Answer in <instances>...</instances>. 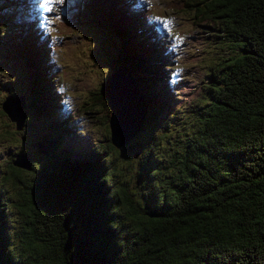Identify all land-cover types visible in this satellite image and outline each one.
<instances>
[{"label":"trees","instance_id":"1","mask_svg":"<svg viewBox=\"0 0 264 264\" xmlns=\"http://www.w3.org/2000/svg\"><path fill=\"white\" fill-rule=\"evenodd\" d=\"M193 6L216 21L233 47L216 70L212 92L201 96L198 127L169 158L146 165L159 157L158 137L144 130L148 115L135 137L142 135L146 147L133 152L132 141L120 150L111 144L108 124V138L87 151L65 142L73 129L51 135L61 126L41 62L48 51L31 38L27 51L22 45L33 70L34 111L50 118L42 141L48 154L31 168L32 181L12 161L0 176V264H264V0H196ZM128 13L122 0H111L96 17L118 41L121 60L112 71L130 70L147 111L153 101L169 111L163 65L152 59L166 51L139 28L143 12ZM94 99L108 121L106 94L101 89ZM4 180L29 188L18 254L10 244ZM130 184L143 191L131 192Z\"/></svg>","mask_w":264,"mask_h":264},{"label":"rangeland","instance_id":"2","mask_svg":"<svg viewBox=\"0 0 264 264\" xmlns=\"http://www.w3.org/2000/svg\"><path fill=\"white\" fill-rule=\"evenodd\" d=\"M109 1L52 0L51 11L46 16L40 6L44 0H0V176L6 174L8 163L17 154H25L32 169L46 162V156L37 153V148L45 141L50 118L47 111H40L41 115L34 111L33 70L28 68L24 53L29 45L26 43L22 51L19 43L30 20H33V28L26 37L42 43L43 54L48 51L41 61L48 80L46 87L54 103L52 111L61 109L55 114L61 127L51 135L56 130L67 133L73 129L74 133L65 142L78 145L82 151L90 150L108 138L105 108L94 97L121 60L116 37L96 21ZM124 1L128 5V15L148 7V11L145 10L148 20L145 18L146 22L140 28L150 39L158 35L168 48L166 55L157 51L152 56L153 60L162 62L159 72L163 74L162 83L164 91L169 93L171 109L168 111L159 106L160 102L150 104L146 115L152 120L144 130L151 134L150 137H158L155 152L159 157L147 160L146 165L153 160L169 158L170 151L184 139L183 136L198 127L202 117L201 96L207 91L212 92L216 70H220L233 44L224 33L216 30V21L196 12L193 6L196 0ZM158 11L163 12L162 15ZM60 14L65 16L69 26L54 23ZM165 22H168L167 26ZM9 94L24 97L26 121L22 130H17L16 123L1 109ZM141 136L134 138L128 147L132 152L146 147L147 142L141 140ZM137 164L135 162V166ZM32 169L27 171L31 181L34 178ZM135 177L140 180L138 175ZM163 181L160 183L162 191L165 189ZM28 189L20 183L3 182L10 212V244L16 254L22 249L25 234L27 213L23 207ZM130 191L136 192L131 184ZM140 191L143 188L137 189Z\"/></svg>","mask_w":264,"mask_h":264},{"label":"water","instance_id":"3","mask_svg":"<svg viewBox=\"0 0 264 264\" xmlns=\"http://www.w3.org/2000/svg\"><path fill=\"white\" fill-rule=\"evenodd\" d=\"M102 88L110 109L109 140L115 148L120 150L139 133L144 125L146 116L144 96L136 88L134 78L127 67L117 68L102 84ZM1 107L10 120L16 123V129L21 130L26 120L24 98L7 96ZM37 152L48 154L42 143L38 146ZM137 155L138 153L134 154V157L136 158ZM12 164L24 170L31 169L27 156L22 153L14 157Z\"/></svg>","mask_w":264,"mask_h":264},{"label":"snow or ice","instance_id":"4","mask_svg":"<svg viewBox=\"0 0 264 264\" xmlns=\"http://www.w3.org/2000/svg\"><path fill=\"white\" fill-rule=\"evenodd\" d=\"M51 2H52V0H44V5H48V4H50ZM156 19H159V18L157 17ZM167 23H168V22H165V26H167ZM178 39H180V38L178 37Z\"/></svg>","mask_w":264,"mask_h":264},{"label":"bare ground","instance_id":"5","mask_svg":"<svg viewBox=\"0 0 264 264\" xmlns=\"http://www.w3.org/2000/svg\"><path fill=\"white\" fill-rule=\"evenodd\" d=\"M24 2V1H23Z\"/></svg>","mask_w":264,"mask_h":264}]
</instances>
